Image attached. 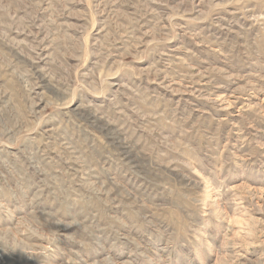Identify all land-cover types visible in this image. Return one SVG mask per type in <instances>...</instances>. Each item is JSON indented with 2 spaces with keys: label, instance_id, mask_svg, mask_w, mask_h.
<instances>
[{
  "label": "rangeland",
  "instance_id": "1",
  "mask_svg": "<svg viewBox=\"0 0 264 264\" xmlns=\"http://www.w3.org/2000/svg\"><path fill=\"white\" fill-rule=\"evenodd\" d=\"M0 264H264V0H0Z\"/></svg>",
  "mask_w": 264,
  "mask_h": 264
}]
</instances>
